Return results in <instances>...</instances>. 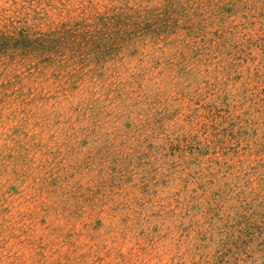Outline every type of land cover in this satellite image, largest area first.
<instances>
[{
  "label": "rangeland",
  "instance_id": "1",
  "mask_svg": "<svg viewBox=\"0 0 264 264\" xmlns=\"http://www.w3.org/2000/svg\"><path fill=\"white\" fill-rule=\"evenodd\" d=\"M0 33L38 40L0 54V264H264V0H0Z\"/></svg>",
  "mask_w": 264,
  "mask_h": 264
},
{
  "label": "trees",
  "instance_id": "2",
  "mask_svg": "<svg viewBox=\"0 0 264 264\" xmlns=\"http://www.w3.org/2000/svg\"><path fill=\"white\" fill-rule=\"evenodd\" d=\"M130 17L131 16H129L127 18V20H129ZM102 19H103L102 22L104 21V25H106L107 27H109L110 25H112L114 23H120L122 21V17H120L119 15L113 16L111 19L109 18V21L107 20V18H104V17ZM13 40L14 39L12 37H7V36L0 33V54L9 50V48H10V42L9 41H13ZM37 41H38L37 39L33 40L29 36H24V37L20 38V40H18V41L15 39L14 40V44H15L14 46H16V47L21 46V47L30 48L31 46L37 45ZM43 43L44 42H41L40 44L42 45Z\"/></svg>",
  "mask_w": 264,
  "mask_h": 264
}]
</instances>
